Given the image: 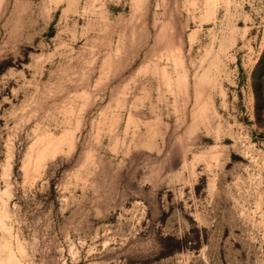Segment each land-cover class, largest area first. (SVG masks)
Wrapping results in <instances>:
<instances>
[{
  "label": "rangeland",
  "instance_id": "rangeland-1",
  "mask_svg": "<svg viewBox=\"0 0 264 264\" xmlns=\"http://www.w3.org/2000/svg\"><path fill=\"white\" fill-rule=\"evenodd\" d=\"M263 53L264 0H0V264H264Z\"/></svg>",
  "mask_w": 264,
  "mask_h": 264
},
{
  "label": "trees",
  "instance_id": "trees-1",
  "mask_svg": "<svg viewBox=\"0 0 264 264\" xmlns=\"http://www.w3.org/2000/svg\"><path fill=\"white\" fill-rule=\"evenodd\" d=\"M253 87L256 97L257 117L260 120V113L258 110L261 108L260 102L264 100V53L253 74Z\"/></svg>",
  "mask_w": 264,
  "mask_h": 264
},
{
  "label": "bare ground",
  "instance_id": "bare-ground-1",
  "mask_svg": "<svg viewBox=\"0 0 264 264\" xmlns=\"http://www.w3.org/2000/svg\"><path fill=\"white\" fill-rule=\"evenodd\" d=\"M52 141H53V140H52ZM52 141H51V142H52ZM58 143H59V142H58Z\"/></svg>",
  "mask_w": 264,
  "mask_h": 264
}]
</instances>
